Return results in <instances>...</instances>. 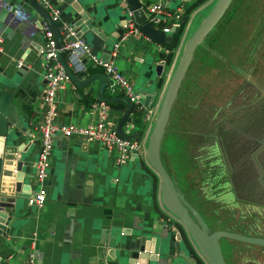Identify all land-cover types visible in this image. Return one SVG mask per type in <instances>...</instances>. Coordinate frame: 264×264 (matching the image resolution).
I'll list each match as a JSON object with an SVG mask.
<instances>
[{"label": "crops", "instance_id": "obj_1", "mask_svg": "<svg viewBox=\"0 0 264 264\" xmlns=\"http://www.w3.org/2000/svg\"><path fill=\"white\" fill-rule=\"evenodd\" d=\"M10 1L16 8H23L24 13H29V17L24 14V19L14 18L9 15L12 13L11 7L6 8V14L0 15V91L9 93V104L15 108L24 131L19 136L11 134L10 141L2 143L4 150L1 186L10 183L16 172L15 165L19 163L23 191L31 195L37 188L34 179V163L38 148L36 127L42 122L45 110L40 100L44 68L39 57V48L43 41V31L51 29L26 3L21 0ZM49 1L58 10L59 19L69 24L76 34L85 29L81 23L75 25L80 16L70 4L63 0ZM77 1L81 3V9L90 20L89 28H96L107 41L120 39L126 20L123 0ZM124 1L129 8L127 1ZM138 1L145 7L155 0ZM214 2L215 0H161L163 8L176 12L179 19L176 22L163 20L156 28L171 29V25L175 24L173 31L168 33L170 38L176 29L182 27L177 47L169 61H165L168 54L163 51L167 50L165 44H158L139 31L128 34L120 41L114 64L121 75L136 87L137 96L142 93L153 94L147 108L152 113L150 119L155 117L168 80L180 56L189 25L201 11ZM2 8L3 6L0 7ZM83 34L78 36L84 40L91 52L88 45L90 39H86ZM110 47L111 45L104 41L101 50L94 55L101 59L108 58ZM106 50L108 52L104 53ZM80 57L85 70L83 78L97 74L105 75L100 68L90 63L87 55ZM63 60L65 62L64 58ZM245 61L246 69L242 71L243 85L250 81L249 72L246 73V70L249 71V61L247 63V60H240V63ZM17 62H21V66L18 67ZM155 66H161L159 75L155 71ZM238 66L239 69L226 67L225 70L236 71L238 74L243 67L241 64ZM77 77L82 78L80 74ZM191 84L194 86L193 79ZM250 85L253 87L256 82L252 79ZM241 87L245 89L248 86ZM98 89L97 79L85 87H78L71 81L65 83L64 88L58 90L54 97L56 121L77 127L97 123L100 114L97 104L101 102L96 97ZM101 90L103 96L107 98L125 97L119 90L111 91L109 81L106 79ZM236 98L228 96L220 105L222 109L224 106L228 111L225 113L222 111L221 116H226L221 119L222 122L229 124V115L235 112L234 108L237 105ZM257 98L264 99L262 96ZM239 99L240 97L237 98ZM202 100L203 97L191 102V105L195 104V110L193 113L191 111L192 121L195 120L194 115L199 113L198 105L203 103ZM139 103L143 106L141 100ZM106 104L108 107L104 112L103 126L107 130H115L124 113L125 105L119 101ZM240 104L238 109L243 106ZM246 105L244 102V106ZM248 120L254 122L255 128L259 126L256 124H263L264 116L258 118L256 114L249 113ZM149 122L151 123L150 120ZM149 122L144 121L138 137L141 142L145 141L146 134L148 135L151 128ZM213 126L216 128L218 124ZM129 128L131 129V126L123 129L125 134L133 132V129ZM211 132L202 130L199 133L201 144L207 140L208 145L204 150H212L219 154L228 153L229 148L220 147L224 145L223 135L216 133L215 130ZM227 134H230L229 131ZM256 138H259L258 134L253 138V145H248L244 150L254 153L251 160L257 164L262 174L263 166L258 155L264 152V143H261V138L260 140ZM115 159L114 148H106L99 142L85 143L76 135L64 137L60 133L55 134L50 165L44 182L46 191L44 204L41 207L28 206L26 199L16 198L10 207L3 210V214L9 216L10 221L5 230L0 232V264H27L30 252L33 254L34 264H205L183 226L163 209L159 195V179L148 169L143 151L137 155H130L123 164H117ZM135 159L139 162L135 163ZM138 166L141 171L138 170ZM261 176L257 178L258 184L264 183ZM228 179L229 175L223 184H228ZM29 185L30 189H27ZM135 231L154 240L155 256H150H153V259L131 260L114 247L112 241L119 232Z\"/></svg>", "mask_w": 264, "mask_h": 264}, {"label": "rangeland", "instance_id": "obj_2", "mask_svg": "<svg viewBox=\"0 0 264 264\" xmlns=\"http://www.w3.org/2000/svg\"><path fill=\"white\" fill-rule=\"evenodd\" d=\"M212 5L201 11L191 22L182 46L210 11ZM241 8L236 12L238 13L236 26L244 33L239 43L236 44L237 47L225 49L224 54L236 65H229L227 60L228 68L231 66L230 68L236 69L237 67L239 69V64L243 67L238 74L236 71H221L215 62L205 63L201 66L196 62L189 68L187 77L191 82L192 75L194 86L190 89L188 87L185 98L183 96L175 98L166 123L168 135L166 138H161L159 152L163 166L172 180L177 182L184 201L200 216L209 231L212 229L223 230L243 236L263 238L264 183L258 184L257 178L263 175L261 178L264 182V152L258 155L263 166L262 174H260L257 164L251 161L254 153L245 152L244 149L248 148V145H253V138L257 134L259 138L256 140L261 138V143H264V121L263 124H256L259 126L254 128V122L248 120L249 113L256 114L258 118L264 116V99L257 98V96L264 97V0H245ZM251 39L257 41L253 40L252 42ZM251 46L253 49L258 47V50L253 53L245 50L242 53V50L249 49ZM255 53H257V57H255ZM197 54L198 58L202 57L200 52ZM218 54L220 53L218 52ZM180 56H178V60ZM253 59L255 60L253 61ZM240 60H247V63L249 61V66L250 61L255 62L251 68L248 67L249 71L246 70V73L249 72L250 81L245 85H243L242 71L246 69V61L240 63ZM227 65L225 66L227 67ZM252 79L256 82L253 87L250 85ZM259 81L260 83H258ZM241 86L248 87L244 89ZM132 89L135 92L136 87L132 85ZM228 96L240 97L239 100L235 99L237 105L234 108L235 112L229 115V124L221 121L226 118L225 115L221 116L222 111L223 113L228 111L224 106L223 109L220 106ZM201 97H203V103L198 105L199 113L194 115L195 120L192 121V113L189 114V108L186 106ZM241 98H243L242 101ZM244 102L247 103L246 106H244ZM239 103L243 105L240 104V109H238ZM232 104L234 105V103ZM149 120V125H152L153 119ZM189 121L191 122L189 123ZM216 123L218 127L215 128L213 125ZM202 130L206 132L215 130L216 133L223 135L224 145H220V147L230 150L226 154H220L221 166L228 171V184L223 185L221 182L222 185L219 186L215 181L212 184H207L205 179L207 180L208 177L203 172V175L199 172L201 169L199 167L205 166L206 160L203 152L208 145L207 140L201 144L199 133ZM228 131L230 134H227ZM168 139H172L175 143L171 145ZM144 144L146 146V139ZM208 157L211 160L213 154ZM168 160H170V165H173L174 169L176 166L179 171L175 169V173L171 172ZM216 160H219L218 157ZM134 161L135 163L139 162L138 159ZM217 162L209 163L208 167L217 165ZM137 168L141 171L139 166ZM148 169L156 175L150 167ZM203 178L204 183L201 184ZM214 178L220 177L214 176ZM220 187L221 189L218 190ZM219 244L226 264H244V261H247L246 264H264V251L254 249L259 246L227 238H220ZM253 249L254 251H252Z\"/></svg>", "mask_w": 264, "mask_h": 264}, {"label": "water", "instance_id": "obj_3", "mask_svg": "<svg viewBox=\"0 0 264 264\" xmlns=\"http://www.w3.org/2000/svg\"><path fill=\"white\" fill-rule=\"evenodd\" d=\"M21 1L32 8L41 20L52 30L56 41V48H58L57 28L55 23L51 21L47 11L43 9L42 6L35 0ZM126 1L130 11L132 12L134 26L137 27L140 33L158 44H166L169 42V32H164L163 30L153 26L151 22L146 21L143 6H141L138 0ZM63 2L70 4L73 10L79 14L80 18L75 25L78 26L81 23L85 26V29L77 35L82 36V33H84L83 35L86 39H90V44L88 45H90L92 54L101 50V46L104 41L112 45L113 41L105 40L103 34H101L96 28H89L90 20L88 19L87 14L81 9V3L79 4L77 0H63ZM230 3L231 0H215L210 11L187 38L182 48L181 56L168 80L151 128L146 137L144 152L145 162L159 179V195L163 209L176 218V220L183 226L189 239L195 246L198 255L202 258L205 264H226L219 244L220 238H227L238 242L264 247V238L248 237L223 230L209 231L205 227V224L200 216L184 201L176 183H174L169 177L159 157L160 141L164 133L172 105L175 101L177 91L191 61L194 48L201 43L206 34L222 17ZM2 6L3 8L0 9V15L6 14L7 9L10 7L11 10L13 7H16L15 5L13 6L10 0H0V7ZM21 9L23 10V8ZM25 14L29 17V13ZM9 15L12 16V13ZM170 31H173V28H171ZM107 52L108 50L104 51V53ZM102 59L106 60L108 58L102 57ZM58 61L62 69L67 74L69 80L74 85L78 87H85L94 79H97L99 81V89L96 92V97L100 101L105 103L119 101L125 105L124 113L115 126V132L119 137L125 140H132L140 136L138 127L144 126L143 113L145 109L148 108L153 94H140L138 99L142 101L143 108L140 112L134 111L132 103H130L125 97L107 98L103 96L101 87L104 80H108L105 75L97 74L86 78H78L76 74H73L69 70L60 54H58ZM160 69L161 66H155V71L158 75L160 74ZM130 126L131 129H133V132L125 134L123 129ZM22 131H24L22 122L17 117L15 108L9 104V93L0 91V232L5 230V227L10 221V217H6L3 214L4 208L10 207L16 198L26 199L30 196V194L23 191L24 186H22V176L19 172V163L15 165L16 172L10 183L7 186H1V173L3 170L2 152L4 150L2 143L10 141L11 134L19 136ZM27 189H30V185L27 186ZM112 243L115 248L127 255L131 260H136L138 258L153 259V256H155L154 240L147 238L146 235H141L139 231L130 233L119 232V234L114 237ZM151 255L153 256L150 257Z\"/></svg>", "mask_w": 264, "mask_h": 264}, {"label": "built area", "instance_id": "obj_4", "mask_svg": "<svg viewBox=\"0 0 264 264\" xmlns=\"http://www.w3.org/2000/svg\"><path fill=\"white\" fill-rule=\"evenodd\" d=\"M37 1L49 14L52 22L57 25L58 32V48H56V41L53 32L49 29L43 31V41L39 48V57L42 62L43 71V84L40 89V100L45 106L43 113V120L37 127V154L34 163V179L36 182V191L26 198L28 206L41 207L46 199V191L44 182L47 177V171L50 165L51 152L53 148V136L60 133L64 137L76 135L80 137L85 143L99 142L106 148H114L116 150L117 164H123L127 157L130 155H137L140 151L145 152V141L141 142L139 138L132 140H125L119 137L115 130H107L104 128L102 120L104 112L108 105L105 102H98L99 108L98 121L94 125L85 127H77L70 124H62L56 121L57 112L54 108V97L58 90L64 88V84L69 82V78L65 71L62 69L59 61L58 54L65 55V64L69 70L76 75H84V66L80 61L81 55H87L90 63L100 68L107 76L109 81V88L111 91L119 90L130 103L133 105V110L140 112L143 106L139 103L137 94L132 89V83L128 82L118 71L114 64V58L118 50L120 41L123 40L128 34L137 33L138 29L134 26L132 12L126 7L123 0V5L126 8V20L123 24V34L120 39L113 41L109 51V57L106 60L91 54L87 44L80 38L75 30L66 22L59 19L58 10L54 7L49 0H35ZM145 12L146 21L151 22L153 26L161 24L163 20L176 22L179 15L176 12L167 11L163 8L161 0L154 2L143 7ZM24 12L21 8L15 7L12 9V16L14 18H23ZM175 28V24L171 25ZM161 30L169 32L168 27H162ZM1 42V39H0ZM1 51V46H0ZM166 53L167 50L163 49ZM17 66H21V62H17ZM151 111L145 109L143 121L147 122L151 117ZM142 143V145H141ZM27 264H34L33 254H28Z\"/></svg>", "mask_w": 264, "mask_h": 264}, {"label": "trees", "instance_id": "obj_5", "mask_svg": "<svg viewBox=\"0 0 264 264\" xmlns=\"http://www.w3.org/2000/svg\"><path fill=\"white\" fill-rule=\"evenodd\" d=\"M244 2H245V0H231L230 5L226 9V11L222 15V17L217 21V23L213 26V28L206 34V36L203 38L201 43L198 44L194 48L191 61L188 65L186 72L184 74V77L181 81V84H180L179 89L177 91L176 98H178L179 96H183V98H185L186 97V91L188 90V87H189V89L192 87V84L187 77V72H188L189 68H191L192 65H194L196 62L199 63V66H201L205 63L208 64L209 62H215L218 64L221 71L222 70L226 71L225 65H227V60H228L229 65L236 66L233 62H231L232 61L231 59L227 58V55L224 54V50L225 49H233L234 46L237 47L236 44L239 43V40L244 33L240 29H238V27L236 26V17H238V13H236V12H238L240 10V8L244 5ZM241 9H243V8H241ZM181 32H182V27H180L179 29H176V32H174V34H172V36L170 37L169 42L165 44V47L167 48L168 54H169V56H168V54L165 56V61L166 60L169 61L170 56L173 55V52H174L175 48L177 47ZM251 40L253 42V40H255V39H251ZM258 40H259V38H258ZM255 41H257V40H255ZM259 41H261V40H259ZM245 50H247L250 53H253L254 51L258 50V47L253 49V47L251 46L249 49L242 50V52H245ZM198 52H200V55L202 54V57L198 58V54H197ZM218 52L220 54H218ZM62 56L65 59V55L61 54V57ZM253 61H254V59H253ZM253 61H250V66H249L250 68L255 63ZM231 66H229V67H231ZM227 67H228V65H227ZM191 81H192V75H191ZM186 107L189 108V114L191 113V111L193 113V111L195 110L194 109L195 104L191 105V103H189ZM190 122L191 121H189V123ZM192 125H193V123H192ZM192 128H193V126H192ZM142 129H143V126L138 127V130L140 133H141ZM167 135H168L167 134V128L165 126V131H164V135L162 138H166ZM169 138H170V135H169ZM168 141L171 143V145H173L172 143H175V141H172V139H168ZM203 154H204L205 160H206L204 163L205 166L199 167L202 169V171H201V169H199V172H201V174L203 172L204 175L206 177H208L207 180L205 179L207 184H212L215 181L216 185L221 186L224 183L223 181H225V179H227V174L225 173L224 168L221 166L220 154L214 153L212 150H208V149H207V151L204 150ZM210 154H213V157H211L212 158L211 160H210V157H208ZM159 157H160V161H161L160 152H159ZM216 157H218L219 160H216ZM214 161H218L217 165H214L213 167H208V164L212 163ZM168 162H169L168 166H169V169L171 170V172L173 171L175 173V171H174L175 169L177 171H179L176 166L174 169V166L170 165V160H168ZM168 162H167V164H168ZM161 163H162V161H161ZM164 169H165V167H164ZM206 171H208V172H206ZM166 172H167V170H166ZM214 176H217L220 178L216 179V178H214ZM171 180H172V178H171ZM173 182L176 183V185H177V182H175V181H173ZM221 182H222V184H221ZM203 183H204V178L201 179V184H203ZM220 189H221V187L218 190H220ZM211 192H213V191H211ZM213 230L214 229H212L211 231H213Z\"/></svg>", "mask_w": 264, "mask_h": 264}, {"label": "flooded vegetation", "instance_id": "obj_6", "mask_svg": "<svg viewBox=\"0 0 264 264\" xmlns=\"http://www.w3.org/2000/svg\"><path fill=\"white\" fill-rule=\"evenodd\" d=\"M252 161V160H251ZM253 162V161H252ZM224 170H225V173L227 174V171H226V169L224 168ZM228 176V175H227ZM255 250H259V251H264V247H262V249H255ZM252 251H254V249L252 250ZM242 256V255H241ZM245 256V255H244ZM247 263V261H244V264H246ZM258 264V263H257Z\"/></svg>", "mask_w": 264, "mask_h": 264}]
</instances>
